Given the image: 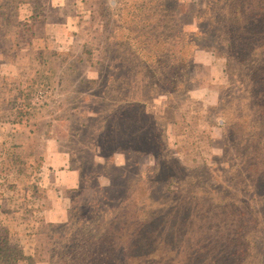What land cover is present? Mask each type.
I'll use <instances>...</instances> for the list:
<instances>
[{
	"label": "rangeland",
	"instance_id": "374dc122",
	"mask_svg": "<svg viewBox=\"0 0 264 264\" xmlns=\"http://www.w3.org/2000/svg\"><path fill=\"white\" fill-rule=\"evenodd\" d=\"M220 8L217 0H27L11 24L0 8V237L35 249V264H67L75 232L80 244L108 250L104 264H264V123L248 62L230 59ZM181 45L191 61L174 91L158 63L173 79ZM28 131L36 140L25 145ZM49 134L84 178L67 220L53 224L41 222L34 193L36 152Z\"/></svg>",
	"mask_w": 264,
	"mask_h": 264
},
{
	"label": "trees",
	"instance_id": "16d2710c",
	"mask_svg": "<svg viewBox=\"0 0 264 264\" xmlns=\"http://www.w3.org/2000/svg\"><path fill=\"white\" fill-rule=\"evenodd\" d=\"M27 0H11L8 6L0 3V8L8 9L9 11L4 12L3 16L7 18V24H11V17H18V7L19 5ZM36 2L38 0H35ZM217 3L221 6L220 13V21L221 26L226 27V30L222 33L223 39L227 41V44L232 49V53L230 56L231 60H239L240 62H248V70L250 73L249 80L252 81V87L248 90L249 93H253V104L255 110V115L257 117V121L259 123H264V0H217ZM13 12V13H11ZM173 22L174 25L179 28V33L177 35L178 44L183 39V31L184 27L179 23L180 18L178 12H176V8L172 10ZM35 13L31 16L32 20H35ZM17 25H23L25 27L29 26L27 22H21L19 20H15ZM223 22V23H222ZM224 24V25H222ZM225 35V36H224ZM144 39L151 40L149 35L143 34L142 32H137L134 38L143 37ZM163 33L158 36L156 39L157 43L164 44L167 39L162 38ZM233 39V43L232 40ZM145 46L148 45V42ZM189 45V44H188ZM161 52H166L164 48H162ZM183 45H181L180 49L176 51L175 60L172 66L170 67L173 74V79L169 77L166 73V69L168 65L165 61L158 65L162 66V73L164 81L167 79L169 83L173 84L172 90L176 91L183 88L186 81V74L183 72V66H187L191 61V54L189 58H184L180 55L182 52ZM179 53V54H178ZM157 54H160L157 53ZM162 58H160L161 60ZM230 59L229 62L230 63ZM179 75L176 77V74ZM11 122H14L11 121ZM260 134L258 135L261 138L260 144H262L264 139V128H260ZM140 146V142L137 143ZM263 149H258L259 152L264 151ZM123 150V149H122ZM140 152V149H137V153ZM37 186L34 187V193L38 192ZM41 196V195H39ZM65 224L53 225V226H62ZM71 239H67V241L72 242V246H70L69 253H66L69 261L67 264H104L102 258L100 261L98 257L105 255L108 251L106 248L102 251L100 249L99 253H97V248L99 245H95L96 243H91L88 246L84 244H80L79 232L72 233ZM73 238V239H72ZM101 245V242H98ZM95 247L93 248V246ZM65 247V246H64ZM66 248V247H65ZM60 255L65 254L61 251ZM73 256V258H72ZM22 261H26L28 264H35V258L33 256L27 255L25 251L19 247L12 245L8 236L3 235L0 237V264H19Z\"/></svg>",
	"mask_w": 264,
	"mask_h": 264
},
{
	"label": "crops",
	"instance_id": "0c3cea01",
	"mask_svg": "<svg viewBox=\"0 0 264 264\" xmlns=\"http://www.w3.org/2000/svg\"><path fill=\"white\" fill-rule=\"evenodd\" d=\"M28 134H30L27 136L28 143L25 145H28L31 140H36L34 133L28 131ZM42 140L41 147H39V141L33 145L36 151L39 147V152L36 153L41 155L40 171L38 172V176H41V178L38 177L40 186L37 185L44 208L41 222L53 224L67 220L69 207L73 201V193L81 189L84 178L82 171L73 165L71 154L63 146L61 139L59 140V136L49 134ZM32 236L37 237L39 235L32 234ZM35 252V249L25 248L26 254L34 255Z\"/></svg>",
	"mask_w": 264,
	"mask_h": 264
}]
</instances>
